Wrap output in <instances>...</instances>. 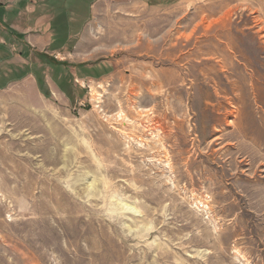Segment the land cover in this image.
I'll return each mask as SVG.
<instances>
[{"label": "rangeland", "instance_id": "obj_1", "mask_svg": "<svg viewBox=\"0 0 264 264\" xmlns=\"http://www.w3.org/2000/svg\"><path fill=\"white\" fill-rule=\"evenodd\" d=\"M91 2L0 32V264H264V0Z\"/></svg>", "mask_w": 264, "mask_h": 264}, {"label": "crops", "instance_id": "obj_2", "mask_svg": "<svg viewBox=\"0 0 264 264\" xmlns=\"http://www.w3.org/2000/svg\"><path fill=\"white\" fill-rule=\"evenodd\" d=\"M35 0H0V32H4L8 35L9 28L11 32L19 33H27L25 34V38L28 36V40L34 42H45L44 44L46 49L52 48L57 42L55 34L53 33V27L55 22L58 20V16L63 11V4H67L68 2L74 3L75 1L81 0H47V3L42 5L34 4ZM92 2L87 8L90 12L94 7V2H105L108 5L111 4H121L124 5L127 2H132L134 0H91ZM140 3H144L147 6L151 7H163L168 4L175 2L178 3L180 0H137ZM182 1V0H181ZM39 4V3H38ZM69 7V5H68ZM68 10H70L68 8ZM82 7L80 4H76V7L71 10L69 13L70 17L68 18V23L64 24L70 29V33H68V39L74 36H81V33L84 32L85 26L87 24L86 17L83 14ZM41 12L43 15H41ZM89 12V13H90ZM86 14V13H85ZM11 18V19H10ZM54 35H53V34ZM16 34L14 40H16ZM51 34L54 37H51ZM75 38V37H73ZM64 39V37H63ZM2 40V38L0 39ZM66 41V40H65ZM39 42V43H40ZM23 43V41H22ZM2 45L6 46V41L1 42ZM13 44V43H12ZM33 45V44H32ZM19 58L13 61L12 58L9 57H0V94L8 89L11 85H17L24 83L25 80L29 79V77L33 76V72L22 74L21 77H17V72H11L12 74H8V67L15 65L18 63L24 64L25 61L21 58V61L18 62ZM28 64V63H25ZM15 74L14 78H11L10 75Z\"/></svg>", "mask_w": 264, "mask_h": 264}, {"label": "trees", "instance_id": "obj_3", "mask_svg": "<svg viewBox=\"0 0 264 264\" xmlns=\"http://www.w3.org/2000/svg\"><path fill=\"white\" fill-rule=\"evenodd\" d=\"M37 81L39 82V80L37 79Z\"/></svg>", "mask_w": 264, "mask_h": 264}]
</instances>
